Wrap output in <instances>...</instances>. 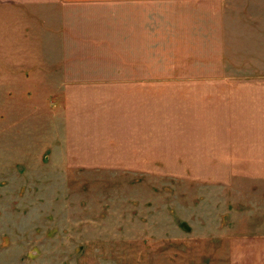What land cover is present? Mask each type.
<instances>
[{
    "label": "rangeland",
    "instance_id": "1",
    "mask_svg": "<svg viewBox=\"0 0 264 264\" xmlns=\"http://www.w3.org/2000/svg\"><path fill=\"white\" fill-rule=\"evenodd\" d=\"M134 4L0 7V264H258L264 0Z\"/></svg>",
    "mask_w": 264,
    "mask_h": 264
},
{
    "label": "crops",
    "instance_id": "2",
    "mask_svg": "<svg viewBox=\"0 0 264 264\" xmlns=\"http://www.w3.org/2000/svg\"><path fill=\"white\" fill-rule=\"evenodd\" d=\"M141 1H186V0H0V7L14 8L20 11H34L44 9H55L57 11H117L123 8V4L135 5V2ZM64 32V31H63ZM63 32L60 35H63ZM235 250V249H234ZM244 255H241L243 260L245 257L253 258L258 264H264V243L259 245L250 244L247 249L242 250ZM237 253V250H235ZM231 248V257H233ZM258 259V261L256 260Z\"/></svg>",
    "mask_w": 264,
    "mask_h": 264
}]
</instances>
